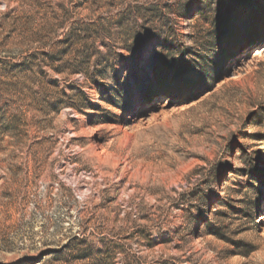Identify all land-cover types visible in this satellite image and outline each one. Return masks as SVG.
<instances>
[{
	"label": "rangeland",
	"instance_id": "374dc122",
	"mask_svg": "<svg viewBox=\"0 0 264 264\" xmlns=\"http://www.w3.org/2000/svg\"><path fill=\"white\" fill-rule=\"evenodd\" d=\"M0 264H264V0H0Z\"/></svg>",
	"mask_w": 264,
	"mask_h": 264
},
{
	"label": "bare ground",
	"instance_id": "6f19581e",
	"mask_svg": "<svg viewBox=\"0 0 264 264\" xmlns=\"http://www.w3.org/2000/svg\"><path fill=\"white\" fill-rule=\"evenodd\" d=\"M258 50V51H257ZM261 50L260 49H256V51H254V52H260Z\"/></svg>",
	"mask_w": 264,
	"mask_h": 264
}]
</instances>
